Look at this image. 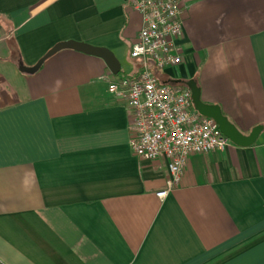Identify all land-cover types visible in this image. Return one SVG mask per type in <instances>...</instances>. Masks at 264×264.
<instances>
[{"label": "crops", "instance_id": "0c3cea01", "mask_svg": "<svg viewBox=\"0 0 264 264\" xmlns=\"http://www.w3.org/2000/svg\"><path fill=\"white\" fill-rule=\"evenodd\" d=\"M179 1L182 61L152 70L243 142L190 154L160 198L166 160L132 152L128 102L107 88L141 67L130 0H0L2 264H264V0ZM68 39L119 72L71 48L19 68Z\"/></svg>", "mask_w": 264, "mask_h": 264}, {"label": "built area", "instance_id": "2783aa9c", "mask_svg": "<svg viewBox=\"0 0 264 264\" xmlns=\"http://www.w3.org/2000/svg\"><path fill=\"white\" fill-rule=\"evenodd\" d=\"M130 4L141 18L130 55L140 59L141 67L135 77L111 80L107 88L128 102L132 152L144 159L166 160V188L156 192L164 198L179 185L190 154L222 150L230 142L212 118L192 110L187 86L162 82L152 70V65L162 71L182 61L180 1L130 0Z\"/></svg>", "mask_w": 264, "mask_h": 264}, {"label": "water", "instance_id": "95a60500", "mask_svg": "<svg viewBox=\"0 0 264 264\" xmlns=\"http://www.w3.org/2000/svg\"><path fill=\"white\" fill-rule=\"evenodd\" d=\"M63 48H71V49L82 51L84 53L100 56L105 60L107 66L113 73L116 74L119 72L120 63L117 57L114 55V53L110 49L103 47V46H96V45L87 43L85 41H78L74 39H68V40L56 42L33 65L26 66L23 64V65H20L19 68L25 72L33 73L40 68L41 64L47 57H49L54 52L60 49H63ZM192 97H193L196 109H198L202 114H206L207 116L211 117L218 124L219 130L224 136L229 137L232 141L236 143L243 142L240 134L236 132L235 129L227 123V120L219 112L206 111L205 107L202 104H200L199 99L195 97L194 94H192ZM259 129H261L260 126L256 127L251 132L247 140L251 141L256 136Z\"/></svg>", "mask_w": 264, "mask_h": 264}, {"label": "trees", "instance_id": "16d2710c", "mask_svg": "<svg viewBox=\"0 0 264 264\" xmlns=\"http://www.w3.org/2000/svg\"><path fill=\"white\" fill-rule=\"evenodd\" d=\"M13 57V56H12ZM0 264H2V262L0 261Z\"/></svg>", "mask_w": 264, "mask_h": 264}]
</instances>
